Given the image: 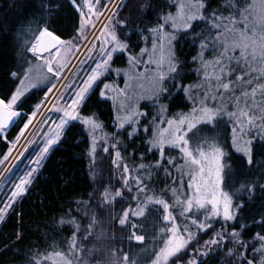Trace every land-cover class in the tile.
I'll use <instances>...</instances> for the list:
<instances>
[{
	"label": "snow or ice",
	"instance_id": "6c2138e0",
	"mask_svg": "<svg viewBox=\"0 0 264 264\" xmlns=\"http://www.w3.org/2000/svg\"><path fill=\"white\" fill-rule=\"evenodd\" d=\"M74 7L78 9V22L75 28V35L69 40H63L58 30H51V24L45 23V26L38 28V34L34 35L31 43L30 53L34 57H40L47 67L48 76L41 75L36 78H30L27 71L11 72L10 76L18 81V84L8 93H0V139H2L7 149L0 159V165H4L13 158L12 154L16 151L15 159L28 151L29 147L38 144V150L34 155H29L26 170L19 175L16 182L3 195L0 196V223L6 221L7 216L14 209L15 201L28 191L29 186L33 183L35 174L42 167L44 160L52 150L53 146L62 140L71 121H80L81 128L86 129V137H90L89 153L95 155L98 147V140L116 139L118 137L105 133L103 137L99 136L98 131H102L103 122L98 119V112L89 108L88 101L91 95L99 88L98 96L108 98L112 101L113 109L116 113L113 119V125L117 129H124L126 125L131 128L128 135L134 136L140 131L141 117H146L147 112L139 108V101L146 99L156 105L165 94H169L171 89L167 86L169 81H175L181 74L182 61L176 56L175 42L181 31H191L194 22L198 19H205L206 7L204 0H174L176 12H166L160 16V20L151 28L147 23L143 29H137L141 33V38L145 46L140 48L139 53L131 47L130 36H126L123 29L129 28V18H118L116 4L114 0H83V3H77V0H71ZM249 7H255L250 5ZM259 8L264 11V0H260ZM58 10L55 0H51L49 12ZM213 27L217 29L213 41L220 40L222 34L218 31L222 25L216 23L215 12L210 14ZM264 18V17H262ZM220 20H230L233 25L236 21L234 17L221 16ZM244 21V31H248L245 20L247 16L241 14ZM150 23V22H148ZM225 30L229 29L224 26ZM118 28L120 29L118 31ZM147 32L148 35H144ZM202 33H193V39L200 38ZM124 37V38H122ZM151 41V47L147 42ZM209 37L200 41V52L192 58L193 62L199 61V66L195 69L197 73H202L205 79L215 74L218 82L217 87L229 90L240 82L245 73L240 71L236 75V81L227 79L236 69L231 67V62L235 60L237 64L241 62L244 65L249 64V44L247 42L235 43L231 48H224L211 61L204 58V50L209 46ZM85 48L86 57L81 60L77 66L78 71L83 75H76L70 78L71 83H61L64 79L63 72L66 68L65 60L72 53L73 48ZM239 50V55H236ZM127 52V60L131 69L135 70L140 64H154L152 69L151 81L152 87L147 95L136 97V104L126 103L128 100L127 87L128 79L125 80V88H120L115 81H105L102 86L100 80L107 73H115L117 76L121 69L112 68L114 55ZM54 54V55H53ZM147 55L148 59L144 57ZM264 57V51L261 53ZM209 64L213 65V73L208 71ZM90 69V70H89ZM251 74V71H249ZM141 77L144 72L139 73ZM226 80V82L220 83ZM260 80H264V69H261ZM257 77L252 76L246 81L250 86V91L242 93L245 100L249 96L253 97V107H255V97L257 93L264 98V82L256 83ZM35 81V82H34ZM43 82V87L41 83ZM59 85V87H58ZM177 88H182L188 94V99L193 102V107L188 113H181L178 119L167 118L164 116L166 105L159 104L161 123H157L156 118L151 121L153 135L147 141L152 150H159L161 159L156 164L160 165L163 159H171L164 156L165 146H174L185 159L184 166L189 171L190 178L187 181L189 193H185L186 199L177 197L175 203L181 206L180 216L187 217L189 223L183 227L177 222V217L172 211L173 205L168 200L160 199L158 202L162 205V220L169 222L170 227L167 229L160 228L161 232H173L175 225V234L180 236L181 242L170 251L167 255L159 256L153 260V264H198L199 255H206L213 250L212 245L219 243L218 237H222L224 229L217 230L212 237L204 241L203 245L193 242L197 240L198 232L195 229L207 231L212 227L209 221H215L220 217L227 224L230 221L237 220L238 215L241 218V229L244 227V217L241 210L247 204L254 200L255 188L257 181L250 183L241 182L238 188L232 191L225 187V158L228 157V148L235 149L236 152L242 153L243 158L248 165L254 162V153L257 151L256 141H260L259 159L264 160V114L255 117L247 105L241 106V96H234L229 99L235 100L233 110H228L226 105H221L218 96L215 93L205 92L203 98H197L192 93L193 86H184L177 83ZM43 91V96L37 102L31 105V110H24L23 99L31 89ZM46 89V90H45ZM224 94L220 93L219 100H223ZM210 101H218L217 106H210ZM50 105V106H49ZM264 113V109H261ZM227 116L231 124L230 145L226 144L219 131H213L211 135L200 129V125H213L215 128L218 117ZM53 117H58L53 119ZM19 119L20 126L15 137L9 139L10 127L16 126V120ZM257 120L260 123H257ZM166 125V126H165ZM46 128L40 135V130ZM149 125H144L143 129L147 132ZM255 130V134L253 131ZM32 135H39L38 140H33ZM196 137V139H192ZM24 140L21 145L20 141ZM81 139L79 142H85ZM192 141V143H190ZM194 144V146H193ZM115 149V157H121V152L117 144L110 145ZM104 151H109V145H105ZM143 156V154H141ZM167 171V169H166ZM128 179H131L129 177ZM260 179H264L261 176ZM127 183V180L125 181ZM183 185V180H181ZM264 189V184L259 185ZM247 188L248 200H236L235 193ZM175 189V187H174ZM131 190V189H129ZM138 190L145 191L139 187ZM175 195V191L173 192ZM4 196L7 198L5 199ZM138 199V197H134ZM155 198L148 197L149 204ZM203 210V218L188 214L191 209ZM146 207L132 212L134 216L146 214ZM131 212V209H129ZM127 215V213L125 214ZM260 222L264 223V213L260 215ZM126 223L125 220L120 221ZM136 225H132L133 238L143 240L144 236L135 232ZM234 238L236 244L241 245L245 251L236 250L238 254L237 264H264V234L257 232L254 239L260 241L259 248H253V256L248 257L246 254L247 242L243 241L241 231L236 227L231 228L229 233ZM189 250L186 256L181 254ZM229 253L233 249L228 250ZM260 253L259 261L256 260L255 254Z\"/></svg>",
	"mask_w": 264,
	"mask_h": 264
},
{
	"label": "trees",
	"instance_id": "16d2710c",
	"mask_svg": "<svg viewBox=\"0 0 264 264\" xmlns=\"http://www.w3.org/2000/svg\"><path fill=\"white\" fill-rule=\"evenodd\" d=\"M237 2L238 0H204L205 16L210 18V14L215 12L216 18H219L218 14L224 11V5H235L238 9ZM50 3L51 0H0V93H8L18 84V81L10 76L13 71L30 72L32 78L49 75L42 70L41 60L29 51L34 35L38 34L36 31L38 28H42L47 22L51 24V30H58V34L64 40L71 39L75 35L79 16L71 0H55L58 10L54 12L48 11ZM77 3H80V0H77ZM167 3V0H139V2L134 0L128 2L121 10L120 16L124 15L123 19L128 17L130 21L129 28L132 32L128 36L131 47L142 40L141 33L137 29H143L146 23L148 27L158 20L159 13L166 10ZM154 18L156 19L152 21ZM206 27L205 21H197L191 30L192 33H183L179 39L177 53L180 61L183 62L181 69H194L195 63L192 62V58L198 54L200 41L193 39V33L205 31ZM125 56V52L116 54L113 64L117 63L118 59L123 63ZM36 66L41 69L37 75L31 72ZM114 78H116L114 72L107 73L99 83L101 85L104 80L109 81ZM171 84L168 86L170 87ZM40 86L43 87V82ZM170 89L171 92L162 99L163 104L167 106V115L187 109L189 103L182 88L171 85ZM98 92L99 88L91 95L88 101L89 108L98 112V119L103 122L104 130L113 133L115 128L112 104L109 100L99 97ZM42 96L43 91L31 89L30 93L22 98L24 110L30 111L31 105ZM145 107H148V113L146 117L141 118L140 131L131 137L128 135V129L118 131L116 134L118 147L122 156L135 167L138 174L147 178L148 182L146 180L145 182L149 187L154 186L163 191L162 194L155 195L168 200L169 195L164 193L169 187L176 185V164L170 165L165 159L160 165L156 164L160 159L157 150H152L147 141L153 132L151 121L153 118L158 119L157 108L156 105ZM144 125H149L147 132L143 129ZM19 126L20 121L17 119L16 126L10 127L9 139L15 137ZM86 133L87 130H82L80 121H71L65 136L53 146L42 167L35 174L28 191L15 201L14 209L7 216L6 221L0 224V264H34V254L42 250L62 249L72 236H75L76 226L83 224L86 214L96 205L97 182H94L90 170L88 150L90 137L85 139ZM81 139H85V142H79ZM256 146L254 164L257 167L248 165L243 154L234 150H230L227 158L229 168L240 169L241 175H239L244 183L257 181L254 200L241 210L244 227L241 229L240 215L237 220L227 224L229 229L236 227L240 230L241 235L246 239H254L257 232L264 234V223L260 222V215L264 213V189L259 186L264 184V179H260L264 176V160L259 159V140L256 141ZM6 149V143L0 139V159ZM185 185L184 180V189H186ZM182 195L178 191L173 196L174 201ZM240 199L248 200L247 188L244 189ZM143 207L147 209L145 215L137 217L131 214ZM129 209L126 211V223L121 235L122 243L128 255H137L141 259L139 264H149L151 255L149 251L153 247L155 249L156 244L158 245L160 239L157 232L165 223L162 220V205L159 202L149 204L144 200ZM133 224L136 225L135 232L144 236L143 240L133 238ZM255 241L259 246L260 241L258 239ZM201 264L228 263L220 256L214 255Z\"/></svg>",
	"mask_w": 264,
	"mask_h": 264
},
{
	"label": "rangeland",
	"instance_id": "374dc122",
	"mask_svg": "<svg viewBox=\"0 0 264 264\" xmlns=\"http://www.w3.org/2000/svg\"><path fill=\"white\" fill-rule=\"evenodd\" d=\"M105 1L107 2V0ZM133 1L134 0H115L114 3L117 6L116 10L118 12L119 19H123L124 17V15L120 16L121 10L124 9V7L128 2L131 3ZM167 1H168L167 3L168 6L166 7L165 11L159 13L160 16L166 12L175 13L177 10L174 0H167ZM80 3H83V0H80ZM237 4L239 7L238 9L235 5L233 6L224 5L225 8L224 11L218 14L219 18L221 16L234 17L236 21L235 25H233L230 20L222 21L219 18L216 19V23H220L222 25V27L218 30L222 33L220 35V40L213 41L211 39L212 37H215L217 32V29L213 27L211 16L210 18L197 20V21H205L207 27L205 31L202 30L200 32L202 33V35L200 38L196 40L201 41V39L205 37H209V41H210L209 46L204 50V58L208 61H211L214 57H216L218 53L223 51L224 48H231L235 43L247 42L250 46L248 49L249 64L243 66L242 62L240 64H237V62L233 60L231 62V67L236 69V72H233L231 76L227 77V79H230L233 82H235L236 75L240 71H243L245 73L243 79L240 82L236 83L234 88H231L229 90H224L222 87H217L218 82L215 79V74H212L210 75L209 78L205 79L202 73H197V71H195V69L199 66V61H196L194 69L192 70L182 69L181 74L176 78V80L169 81L167 83V86L172 82H173L171 84L172 86L173 85L175 86L177 83L183 84L184 86L191 85L193 86L192 93L197 98H203L205 92H209L210 94L215 93L218 96L219 103L221 105H226L228 107V110H233V107L235 105V100L229 98L234 96H241L240 105L242 107L247 105L251 110V114H253L255 117H259L262 114H264L261 111V109H264V98H262L260 94L257 93L255 97V107H253V103H254L253 97L249 96L247 100H245L242 96V93L246 91H250V86L246 84V81L250 79L252 76L257 77L256 83L264 82V80L259 79L261 69H264V57H262L261 55L262 51H264V18H262L264 17V11H261L259 8L260 0H240V1L238 0ZM250 5H255V7H249ZM76 10L78 11L77 8ZM242 13L243 15L247 16L245 23L247 25L248 31H244L242 29L244 27V21L241 19ZM160 16L158 20L154 21L152 25H149L148 28L153 27L155 23H157L160 20ZM155 19L156 18L152 19V21ZM224 26H227L229 29L234 27V29L232 31L231 30L227 31L225 30ZM119 30L120 29L118 28V31ZM123 31L126 36H128L132 32L130 28L123 29ZM187 32L192 33L191 31H181L178 35L177 41L175 42V51L177 57H178L177 43L181 38V36L183 35V33H187ZM144 35H148V33L145 32ZM144 46H145V42L143 40H140V42L137 43L132 48L135 49V52L139 53L140 48ZM147 46L149 48L151 47L150 39L147 42ZM197 52L198 53L200 52V47L198 48ZM125 55H126L125 56L126 59H124L123 63L120 62L121 59H118L117 63L112 64L113 69L119 68L122 71L119 74V76L115 74L116 78H114L113 80H109V82L115 81V83L120 88H125L126 78L131 77V79H128V87H127L128 100L126 101V103L134 105L136 104V97L140 95H147L150 92L152 87V81H151L152 69L155 67V65L140 64L136 67L135 70H133L130 68L128 64V60H127L128 53L125 52ZM236 55H239V50H237ZM85 57H86L85 48L83 47L73 48L72 53L65 60L66 68L64 69V72L62 74L64 79L61 81V83H71L70 78L73 76V74L80 76L83 75L82 71H78L77 66L79 65L81 60L85 59ZM37 58L38 60H41L40 57ZM144 59L145 60L148 59L147 55L144 57ZM41 62L43 65V69H42V65L40 66V68L43 71H45V73H47L46 65L43 63L42 60ZM213 67H214L213 65L209 64L208 71L210 73H213ZM40 68H37L36 66L35 70L32 69L31 72H34V74L37 75V73L41 72ZM249 71H251V74H249ZM141 72L145 73L143 77L139 75V73ZM28 73L30 78H32L33 77V75H31L32 73L30 72ZM125 73L127 74V77ZM105 81L108 80H104L101 83V86ZM223 82H226V80L222 79L220 83ZM182 92L187 102L189 103V107L185 110L178 111L170 115H167L165 110L164 116H166L167 118L178 119L181 113H188L192 109L193 102L187 98L188 94L185 93L183 89ZM220 93L224 94L225 98L223 100H219ZM166 95L167 94H165L164 96ZM110 96L108 98H103V99L109 100L112 104ZM162 99L156 104V108H157L156 115L158 116L157 123H161L159 119L160 116L159 104H163ZM218 101H210V106L213 107L217 106ZM146 105L153 106V103L146 99H142L139 101V108L148 113V109H147L148 107L146 108L145 107ZM113 112L115 117L116 113L114 109ZM57 118L58 117H53V119H57ZM257 123L259 124L260 121L257 120ZM199 127L204 132H207L208 135H211L213 131L221 132L224 142L230 145L231 124L227 116L218 117L215 128L213 127V125H208V124H202ZM114 128L115 131L113 133H110L108 130L107 131L104 130L103 127L102 131H98L97 134L103 137V135L107 133L111 137L112 135L116 136L118 131L123 130V129H117L115 126ZM124 129L125 130L128 129L127 130L128 133L131 131V128L128 125H126ZM43 131H47V129L42 128L40 130V135H42ZM253 134H255V130L253 131ZM31 138L33 140H38L40 137L39 135H32ZM192 139L194 140L196 139V137H193ZM24 142L25 141L22 139L20 141V144L23 145ZM97 143H98V147L95 155L93 156L90 155L89 153V164H90L92 178L95 183L96 182L98 183V184L96 183L97 185L96 194H95L96 205L93 206L92 210H90L88 214H86L85 218L83 219V224H80V226H76L75 236H72L71 240L66 244L65 247L63 246V248L60 250H54V249L49 251L42 250L39 253L34 254V258H35L34 264H139V262L141 261V259H139L137 255H132V254L128 255L127 250H125L121 237V235L123 234V230H124L123 228L125 223L121 224L120 221L122 220L126 221L125 219L126 211L129 208H132V206L137 204L139 201L141 202L145 200L149 202L148 201L149 196L155 198L152 202L158 203V200L162 199L163 197L161 198V196L155 194H162L163 191L158 188H155L154 186L149 187L147 183L148 182L147 178L141 177L138 174L135 167L130 165L129 162L126 161V159L122 156V153H121V157H115L114 155L115 149L111 148L110 145L117 144L118 146V141L116 139H109L107 141L101 139L98 140ZM190 143H192V141H190ZM105 145H109L108 152L104 151ZM38 147H39L38 144H34L31 147H29L28 151L24 154V156L20 157L19 160L15 159L17 153L16 151H14L12 154L13 158L10 159L8 163L4 165H0V196H3L8 191V189L11 188L13 184L16 182L17 177L23 174V171L26 170V165L28 164L29 155L30 154L34 155V153L38 150ZM156 150L158 153V157L161 159L159 155V150L158 149ZM230 150L235 151V149L229 147L228 148L229 154H230ZM164 156L171 158V159H165L170 163V165L174 166L176 164L175 166L176 185L169 187L167 190H165L164 194L169 195L168 201L170 205H173L172 211L174 215H176L177 217V222L180 223L181 227H183L185 224L189 223V221L187 220L186 216L184 217L180 216V212L182 209L180 205H177L175 203L173 198L174 196L173 192L175 191L176 194L178 191H180L181 195L190 192V190L187 187V181L190 178L189 176L190 170L187 167H177L178 165L184 166L185 159L180 154L179 150L174 146H165ZM227 158L228 157H226L224 161L226 164L225 187L228 190L232 191L234 188H238L240 183L244 181H242L240 178L241 174L239 173L240 172L239 168H235L237 169L236 171L235 169L233 170L232 167L229 168ZM251 166L257 167L255 166L254 162L253 164H251ZM129 177H131V179H128ZM126 180L127 183L125 182ZM145 180L147 182H145ZM181 180H183V185H181ZM184 180L186 181V185H185L186 189H184ZM138 181H139V187L144 188L145 191L138 190ZM243 193H244V189L238 193H235V199L240 200ZM134 197H138V199H134ZM4 198L6 199L7 197L4 196ZM181 198L186 199V195H182ZM188 214L197 216L201 219L203 218V210H198L193 208L190 210ZM209 222L212 224V227L207 231L195 229V227L193 226V230H196L198 232L197 240L193 242L194 245L196 243L203 245L204 241L212 237L217 230L224 229L225 231L222 237L217 238L219 243L211 246L213 250L209 251L206 255H199L198 264L204 263L214 255H218L221 258L225 259L228 264H237L238 254L236 250L239 249L240 251H245V249H243L241 245L236 244L234 238L229 235L231 229L228 228L227 224L233 221H230L227 224H225L222 218L218 217L215 219V221H209ZM170 226L171 225L169 222H165L164 226L161 228L167 229ZM157 233H158L157 236L160 239V241L158 245L156 244L157 247L155 249L153 247L152 250L149 251L151 253V255L149 254L150 255L149 264H153V260L156 258L157 255L161 257L167 255L181 242L180 236L175 234V225H173L172 233H169L167 231L161 232L160 228L158 229ZM242 238L243 241L247 242L246 254L248 255V257H252L254 254L252 251L253 248H259V246L256 245L255 239H248V238L246 239L243 236ZM230 248L233 249L232 253H229L228 251ZM188 252L189 250L186 249L185 252L182 253L181 255L186 256ZM260 255H261L260 253L255 254V258L257 261H259Z\"/></svg>",
	"mask_w": 264,
	"mask_h": 264
},
{
	"label": "bare ground",
	"instance_id": "6f19581e",
	"mask_svg": "<svg viewBox=\"0 0 264 264\" xmlns=\"http://www.w3.org/2000/svg\"><path fill=\"white\" fill-rule=\"evenodd\" d=\"M156 247H157V245H156Z\"/></svg>",
	"mask_w": 264,
	"mask_h": 264
},
{
	"label": "built area",
	"instance_id": "2783aa9c",
	"mask_svg": "<svg viewBox=\"0 0 264 264\" xmlns=\"http://www.w3.org/2000/svg\"><path fill=\"white\" fill-rule=\"evenodd\" d=\"M114 2H115V0H114Z\"/></svg>",
	"mask_w": 264,
	"mask_h": 264
}]
</instances>
